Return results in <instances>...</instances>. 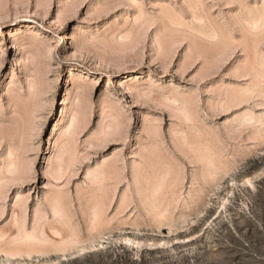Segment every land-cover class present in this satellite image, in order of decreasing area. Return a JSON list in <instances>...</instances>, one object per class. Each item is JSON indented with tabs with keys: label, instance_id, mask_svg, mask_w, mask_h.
Wrapping results in <instances>:
<instances>
[{
	"label": "rangeland",
	"instance_id": "obj_1",
	"mask_svg": "<svg viewBox=\"0 0 264 264\" xmlns=\"http://www.w3.org/2000/svg\"><path fill=\"white\" fill-rule=\"evenodd\" d=\"M263 173L264 0H0V264H264Z\"/></svg>",
	"mask_w": 264,
	"mask_h": 264
},
{
	"label": "bare ground",
	"instance_id": "obj_2",
	"mask_svg": "<svg viewBox=\"0 0 264 264\" xmlns=\"http://www.w3.org/2000/svg\"><path fill=\"white\" fill-rule=\"evenodd\" d=\"M254 26H255V25H254ZM236 95H237V94H236ZM236 97H237V96H236ZM242 97H243V96H242ZM233 98H234V97H233ZM238 98H239V100H240V97H239V96H238ZM235 99H236V98H235ZM239 100H238V103H239ZM235 101H236V100H235ZM238 103H237V104H238ZM215 165H216V164H215ZM209 167H210V166H209ZM211 167H212V166H211ZM211 167H210V168H211ZM210 168H208V169H210ZM212 168H213V167H212ZM206 169H207V168H206ZM203 171H205V169H204ZM208 172H210V171L207 170V173H208ZM213 172H215V171H213ZM219 173H221V172H219ZM222 173H223V174H222ZM222 173H221L220 179L224 180L225 183H224V184L222 183L221 187H223V188H221L220 192L225 193V195H226V197H227L228 194H232L233 191L237 189V187L239 186V182H237V180L233 177L232 174H231V175H232V176H231L230 173L228 174V173H226V172H224V171H222ZM203 175H204V173H203ZM205 175H206V174H205ZM205 175H204V176H205ZM219 175H220V174H219ZM257 175H258V174H257ZM257 175H256V176H257ZM263 175H264V173H263ZM263 175H262V176H263ZM211 176H212V175H211ZM259 176H260V175H259ZM206 177H209V176H206ZM206 177H205V178H206ZM258 178H259V177H258ZM256 179H257V178H256ZM204 180H205V179H204ZM215 180H216V179H215ZM254 180H255V179H254ZM211 181H213V179H212ZM224 181H221V182H224ZM238 181H239V180H238ZM252 181H253V180H251V179H247L244 183H245V185H247V186H249V187H252V185H254V184H252V183H253ZM229 182H230V183H229ZM244 183H243V184H244ZM225 185H226V186H225ZM240 186H241V185H240ZM219 189H220V188H219ZM238 189H239V188H238ZM225 204H226L225 201L222 202L221 208H224ZM221 210H222V209H221ZM134 226H137V225H134ZM138 227H139V226H138ZM101 228H102V227H101ZM99 229H100V228H99ZM110 230H111V229H110ZM90 232H91V231H90ZM93 232H94V231H93ZM93 232H92V233H93ZM92 233H91V234H92ZM100 233H101V232H100ZM101 235H102V233H101V234H97V232H96V235H95V233L92 234V237H89V238H90V242H93L91 239H95V237H97V236L99 237V236H101ZM103 237H104V236H103ZM87 238H88V237H87ZM87 238H86V239H87ZM89 238H88V239H89ZM99 238H101V237H99ZM88 241H89V240H88ZM88 241H87V242H88ZM94 241H95V240H94ZM78 242H79V240H78ZM80 242L82 243L83 240H82V241L80 240ZM84 242L86 243V241H84ZM84 242H83V243H84ZM81 243H80V244H81ZM85 243H84V244H85ZM75 244H76V243H75ZM77 244H78V243H77ZM77 244H76V245L73 244L72 246H77ZM78 245H79V244H78ZM81 245H82V244H81ZM151 245H152V244H151ZM65 246H66V245H65ZM65 246H63V247H65ZM72 246H71V247H72ZM57 247H59V246H57ZM71 247H70V246H69V247L67 246L68 250L74 248V247H72V248H71ZM80 247H81V246H80ZM54 248H56V246H55ZM59 248H60V247H59ZM61 248H62V247H61ZM61 248H60V249L57 248V250H58V251L60 250V252H61ZM57 250H56V251H57ZM62 250H64V249H62ZM65 250H67V249H65ZM31 251H32V250H31ZM35 251L37 252V250H35ZM63 252H64V251H63ZM63 252H61V253H63ZM32 253H33V252H32ZM27 254H28V252H27ZM36 254H38V252H37ZM6 255H7V252H6ZM6 255H5V256H6ZM10 255H13V256H14V253H11ZM13 256H12V257H13ZM14 257H15V256H14ZM14 257H13V258H14ZM17 257H18V256H16V258H17ZM13 258H12V259H13ZM9 259H10V258H9Z\"/></svg>",
	"mask_w": 264,
	"mask_h": 264
}]
</instances>
